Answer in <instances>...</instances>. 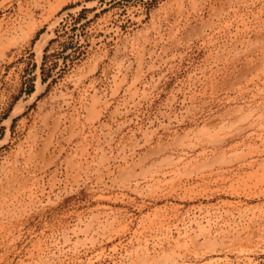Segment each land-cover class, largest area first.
<instances>
[{
  "label": "rangeland",
  "instance_id": "374dc122",
  "mask_svg": "<svg viewBox=\"0 0 264 264\" xmlns=\"http://www.w3.org/2000/svg\"><path fill=\"white\" fill-rule=\"evenodd\" d=\"M0 264H264V0H0Z\"/></svg>",
  "mask_w": 264,
  "mask_h": 264
}]
</instances>
